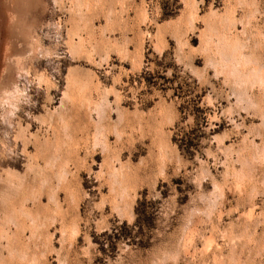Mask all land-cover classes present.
I'll use <instances>...</instances> for the list:
<instances>
[{"label": "rangeland", "instance_id": "obj_1", "mask_svg": "<svg viewBox=\"0 0 264 264\" xmlns=\"http://www.w3.org/2000/svg\"><path fill=\"white\" fill-rule=\"evenodd\" d=\"M262 69L264 0H0V264H264Z\"/></svg>", "mask_w": 264, "mask_h": 264}, {"label": "bare ground", "instance_id": "obj_2", "mask_svg": "<svg viewBox=\"0 0 264 264\" xmlns=\"http://www.w3.org/2000/svg\"><path fill=\"white\" fill-rule=\"evenodd\" d=\"M223 23H224V22H222V24H223ZM220 24H221V23H220ZM224 24H225V23H224ZM212 25H213V24H212ZM215 25H216V24H215ZM231 25H232V24H231ZM231 25H230V26H231ZM218 26H220V25H218ZM224 26H225V25H224ZM227 27H228V26H227ZM209 28H210V27H209ZM213 29H214V28H213ZM216 29H217V27L215 28V30H216ZM222 29H223V28H222ZM215 30H214V31H215ZM210 31H211V30H210ZM220 31H221V30H220ZM220 31H219V32H220ZM223 31H224V30H223ZM228 31H230V30H228ZM215 32H216V31H215ZM224 32H225V31H224ZM212 33H213V32H212ZM221 33H222V32H221ZM230 33H231V32H230ZM215 34H217V33H215ZM219 34H220V33H219ZM213 35H214V33H213ZM213 35H212V36H213ZM220 36L222 37L223 35H219V37H220ZM235 36H236V35H235ZM235 36H234V37H235ZM208 37H210V36H208ZM221 37H220V38H221ZM227 37H228V36H227ZM230 37H231V36H230ZM224 38H225V37H224ZM209 39H211V38H209ZM227 39H228V38H227ZM212 40H213V39H212ZM217 40H218V39H217ZM234 40H235V39H234ZM214 41H215V40H214ZM230 41H231V40H230ZM217 42H218V41H217ZM218 43H220V42H218ZM226 43H227V42H226ZM215 44H216V42H215ZM211 45H212V44H211ZM217 45H218V44H217ZM227 45H228V44H227ZM212 46H213V45H212ZM220 46H221V45H220ZM217 48H218V47H217ZM241 52H242V51H241ZM222 54L225 55L226 53H222ZM228 55H229V54H228ZM223 57H224V56H223ZM229 57H230V56H229ZM224 58H225V57H224ZM224 58H223V59H224ZM227 58H228V57H227ZM230 59H231V58H230ZM230 59H229V60H230ZM224 61H225V60H224ZM230 63H231V62H230ZM255 66H256V65H255ZM260 66H261V65H260ZM253 67H254V66H253ZM258 67H259V66H258ZM257 69H258V68H257ZM255 70H256V68H255ZM262 70H264V69H262ZM250 71H251V70H250ZM253 71H254V69H253ZM256 72H257V70H256ZM256 72L254 71V73H253L254 76H255V73H256ZM261 72L263 73V71H261ZM248 74H249V73H248ZM257 74H259V72H257ZM263 74H264V73H263ZM260 75H261V74H259V76H260ZM247 76H248V75H247ZM251 76H252V75H251ZM262 76H263V75H262ZM262 76H260L261 79H263ZM252 77H253V76H252ZM256 77H257V75H256ZM256 77H254V78H256ZM254 78H253V79H254ZM256 79L258 80V78H256ZM261 79L259 78V80H261ZM255 84H256V83H255ZM247 99H248V98H247ZM263 109H264V108H263Z\"/></svg>", "mask_w": 264, "mask_h": 264}]
</instances>
